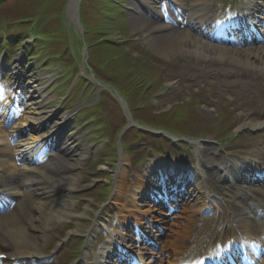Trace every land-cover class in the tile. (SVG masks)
<instances>
[{
	"label": "rangeland",
	"instance_id": "obj_1",
	"mask_svg": "<svg viewBox=\"0 0 264 264\" xmlns=\"http://www.w3.org/2000/svg\"><path fill=\"white\" fill-rule=\"evenodd\" d=\"M122 1H134L136 13L141 12L139 4L148 9L149 3L154 2ZM166 1L162 0L163 3ZM236 1L212 0L217 3L214 14H221ZM78 2L76 12L70 14L69 0H0V32L6 29L21 35L23 44L32 48L31 52L27 50L30 55L44 52L43 56L31 60L15 58L22 52L11 50L13 58L4 60L1 55L4 43L0 41V67L3 62L6 64L2 75L3 80H7L5 93L7 96L16 94L22 111L27 112L29 92L39 91L41 99L49 98L48 107L55 121L62 124L66 120L64 131L71 150L59 148L58 151L68 168L63 174L75 180L67 185L66 198L80 214L78 221L63 222L57 230L46 235L38 259H23L18 264H32L31 260L41 261L39 264H74L83 259L85 235L94 227L102 226L104 235L95 246L97 250L104 247L108 237L117 233L120 224V211L109 203L115 192L122 191L120 177L125 171L130 180L140 173L144 175L142 183L154 186L158 184L155 176L167 178L170 173L183 171L175 172L161 166L151 170L152 158L158 160L156 152L172 155L171 160H165L168 164L175 162L176 155H181L179 152L174 155V150L190 153V156L184 155L192 159L195 171L198 162L193 155L192 141L200 140L202 146L225 154L217 143L227 139L230 142L228 149L232 146L231 162L248 159L251 163L261 164L260 168L264 169V127L262 134L260 128L254 127L260 115L258 112H264V101H257L258 107L250 108L247 104L250 83L246 79H242L247 82L240 83L236 94L233 93L235 90L229 91V87H233V79L229 76L231 70L236 68L256 74L258 69L219 59L211 53L200 56L184 51L186 42H180L176 52L167 51L161 45L163 41L149 40L148 33L133 29L131 13L119 3L112 0ZM185 26L181 23L179 28ZM185 29L200 37L192 27ZM18 39L11 38L13 45ZM160 46L164 49L162 54ZM49 55L53 62L45 60ZM84 108L88 116L80 114ZM255 111L258 112L254 114ZM247 120L251 123H243ZM250 126L251 138L245 133ZM118 170L123 174L112 180ZM2 178L6 175L0 171ZM124 191L127 196L131 194V189ZM214 191L212 184L210 192L216 194ZM219 204L224 210L219 215H215L212 208L210 215L204 214L203 210L200 215H193L196 217L193 227L202 238L198 245L190 248L186 258L215 248V241L231 235L227 221L221 216L231 210L232 197ZM197 208L200 209L199 205ZM188 213L191 209L180 208L172 215L164 213V217H160L167 219V223L157 225L162 232L154 229L149 235L150 241L143 243L138 242L133 233L140 221L131 222L127 227L131 231L129 238L125 242L117 241V245L124 247L130 242L155 256L162 253L167 259L165 255L171 247L166 249L163 242L173 249L179 244L176 238L185 234ZM218 222H223L224 231L216 229ZM113 250L120 251L118 248ZM7 251L12 254L10 248ZM129 254L122 252L123 256L130 257L128 261L142 260L131 252Z\"/></svg>",
	"mask_w": 264,
	"mask_h": 264
},
{
	"label": "bare ground",
	"instance_id": "obj_2",
	"mask_svg": "<svg viewBox=\"0 0 264 264\" xmlns=\"http://www.w3.org/2000/svg\"><path fill=\"white\" fill-rule=\"evenodd\" d=\"M77 1L71 0L70 14L75 12ZM174 1L178 5L180 4L179 0ZM188 1L185 5V11L189 14L183 20L175 14H171V17H168L170 18V22H165L163 21L162 12L160 16H156L151 15V11L149 10L147 15H143L141 12L132 15V27L133 29L138 28V30L148 33L150 36L149 40L157 41V43L163 41L161 45L167 51L172 50L176 52L180 42H186L188 47L185 46L186 49H183L184 51L200 56L207 53L215 54L219 59H226L237 65L253 67L264 72V26L261 28V34L258 37H254L257 42L248 38H244L245 40H243V36L241 35L237 36L234 40H230L229 46V44L223 43L222 39L211 32L206 33V36H213L221 43L207 40L205 36L198 38L192 31L190 32L185 28L192 27L193 31H197V27H202V17L206 16V18L211 20L213 18L212 5L210 0ZM252 5L254 4L250 3L247 9L249 12H254ZM181 21L188 25L186 24L184 28H179L178 25L180 24H177V22ZM211 21L216 23L214 19ZM207 28L211 30V27ZM163 50V47L160 46L161 54ZM230 79H233V87H229V90H235L233 93L236 94L239 91L240 83L248 81L251 83L253 89L256 90L258 98L264 96V76L235 68V70L230 71ZM242 79H246L247 81ZM3 86V81L0 78V171L7 175L6 182L0 180V192L6 193V200L8 198L10 204L5 206L4 211H0V253H4L3 249L10 248L12 250L10 256L20 259L27 257L36 258L42 254L40 245L42 240H45V237H47L46 235L57 230L63 222L68 220L78 221L80 217V214L73 210V203L63 196L64 192L68 190L67 185L75 182L71 176L63 174L68 169L62 168V164L66 160L58 157L61 156L59 151H55L51 155L42 156L41 150H38L37 147V145L41 146L44 140H48L57 131V141L61 145L56 144V146L69 151L70 147L69 145L65 146L66 142L63 136L66 122L62 124L55 121L50 122L52 115H50L48 107L49 98L44 97L41 99L35 92V94H31L27 113L21 115V109L16 104V101L12 105L11 100L14 96H5L2 91ZM5 120L9 124L6 125L4 123ZM243 123H251V121L247 120V122ZM46 124L47 127H45ZM260 126H264V114L262 115L261 113L256 122H254L255 128H260ZM195 147L200 169H202V172L197 176L183 175L169 179L170 182L161 181L155 176V181L162 187L175 189V199L179 202L173 204V199L168 197V199H171L167 201L171 202L169 205H183L185 208L192 201H197L200 196L206 195L204 184L201 183H205V187H208L209 183H215L216 191L221 193L228 191L236 194L238 196L237 200L241 199L243 203L237 202V206H234L233 212L230 213V217L232 216L234 221L230 220L232 223L230 225V238L224 240V243L214 249L212 254L196 255L194 258L197 259L193 263L191 261V263L264 264V188L260 186H264V177L260 175L259 170L256 171V166L248 167V164L243 165L242 162L240 164L239 162L235 164L226 163L217 154L213 155L211 149H206L198 143L195 144ZM26 155L31 156V158H26ZM51 163L56 166L54 169L51 167ZM159 163V160L153 163L151 170H154L155 166ZM175 164L176 166L181 165L179 162H175ZM216 165L219 166L218 169L215 168ZM208 170H212L213 172ZM235 171H240L241 175H235ZM244 171L247 174H243ZM121 174L123 173H117L120 176ZM143 177L144 175L136 173L133 179L130 180L129 175L125 171L124 176L120 177L122 179L120 187L122 191L117 193L114 203H120L118 204V209L125 223H138L140 221V226L147 225L146 227H142L150 232L151 229H156V225L167 223V219L160 217L164 215L161 202L156 201L157 207L149 203H145L144 205V199H147V202L152 201L148 193L152 195L154 189L151 184L144 185L142 183ZM223 178L226 181L222 182ZM234 178H236L234 181L238 179L240 181L234 182ZM193 184H195V188ZM125 189H131V194L127 196L128 198L124 196ZM154 195L156 196V194ZM157 199L159 198L157 197ZM0 201L5 202V199L0 198ZM140 201L143 202L142 205L139 204ZM193 209L195 213H188L190 215L186 216L185 234L176 238V241L178 240L176 243L179 242V244H176L177 246L173 249L170 245L166 246V241L163 242L166 249L171 247V252L167 250L168 254L166 253V257L170 259L168 264H186L184 259L189 255L188 251L191 247L198 245L202 238L201 234L193 227L196 221V217L193 215L199 213L198 210H195V207ZM86 213L88 212L86 211ZM148 213H152V215ZM147 217H152L153 220L156 217L155 222L150 223L151 219ZM143 218H146L148 221L145 222ZM258 218L263 221L261 227L257 225L258 222H261ZM96 228L100 229L99 227ZM96 228L93 232H99L96 231ZM255 232L257 234L252 235ZM121 239L125 240V237L115 235L111 237L110 242L114 244L115 241ZM230 239L232 240L231 244ZM228 245L234 246L236 252L233 259L226 261L224 252L230 251V246ZM139 250L136 249L134 253L136 254L138 251L137 254L145 258V250L140 247ZM104 251L102 256L99 255L98 259L94 262L89 259L90 252H85L82 263L121 264L119 258H109L114 255L110 248H107V250L104 248ZM215 254L217 256L214 257ZM150 257H154L155 261H146L144 259L145 264H148V262L150 264H166L167 259L158 254L156 256L153 254ZM106 258L108 259L103 262L102 259ZM205 258H208V261ZM212 258H216L215 262L209 261Z\"/></svg>",
	"mask_w": 264,
	"mask_h": 264
}]
</instances>
